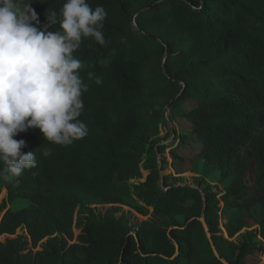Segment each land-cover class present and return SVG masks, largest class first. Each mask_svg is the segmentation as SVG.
<instances>
[{
	"label": "trees",
	"instance_id": "16d2710c",
	"mask_svg": "<svg viewBox=\"0 0 264 264\" xmlns=\"http://www.w3.org/2000/svg\"><path fill=\"white\" fill-rule=\"evenodd\" d=\"M19 2L31 5L38 27L55 11L57 24L49 31H61L66 0ZM86 2L107 12L106 44L84 37L73 53L83 62L79 72L88 85L78 119L89 132L70 145L47 141L39 129L14 137L26 141L23 153L36 151L37 167L0 178V199L8 192L0 204V236L23 227L28 233L0 241V264H249L253 257L259 263L258 256H264V0ZM168 105L169 120L188 129L173 127V143L161 144L157 136ZM45 148L51 149L48 157ZM199 158L203 178L225 184L224 191L205 181L204 186L181 184L165 173L188 163L195 171ZM144 170L143 182L131 184ZM107 204L113 206L103 213L93 207ZM116 205L152 215L142 222L139 239ZM77 209L85 215L76 238ZM251 221L258 227L251 228ZM44 239L40 250L30 248Z\"/></svg>",
	"mask_w": 264,
	"mask_h": 264
},
{
	"label": "clouds",
	"instance_id": "9594fccd",
	"mask_svg": "<svg viewBox=\"0 0 264 264\" xmlns=\"http://www.w3.org/2000/svg\"><path fill=\"white\" fill-rule=\"evenodd\" d=\"M106 16L103 6L93 9L86 0H66L60 10L61 31L53 32L49 28L57 24L55 11L38 27L41 22L30 4L0 0V161L5 165L0 178L9 180L37 167L36 151L23 153L26 141L14 139L19 133L39 129L47 141L59 145L88 135L87 125L78 119L88 85L79 72L83 62L73 53L84 37L106 44ZM95 83L101 84V78ZM42 154L50 156L51 149Z\"/></svg>",
	"mask_w": 264,
	"mask_h": 264
},
{
	"label": "rangeland",
	"instance_id": "374dc122",
	"mask_svg": "<svg viewBox=\"0 0 264 264\" xmlns=\"http://www.w3.org/2000/svg\"><path fill=\"white\" fill-rule=\"evenodd\" d=\"M169 109L167 110L165 108V110L163 111L162 114V121L160 124V134L157 136V138L160 140L161 144H172L174 141V134H173V127H175L177 129V131H183L188 129V126L186 124H182V122L180 121H170L169 120ZM189 145V150H191V143L187 144ZM166 156L171 160V154L169 149L166 151ZM187 166V167H186ZM186 167V168H185ZM204 167V161L201 162L200 165L195 166V171L191 170V164H186L183 166L179 167H172L170 166L165 173H172L174 176L179 177L178 179V183L181 184H190V185H200L202 184L203 186L205 185V183H203V181H205L206 183H210L211 187L214 190H220V191H224L226 189V185L225 184H220V183H211L208 179H204L203 175H202V170ZM143 178H136V179H132L130 181L131 184H138L143 182V180L146 178V176L148 175L147 171H143ZM204 179V180H203ZM4 190V189H3ZM6 192V191H5ZM8 192L5 194V196L0 199V204L2 203V201L7 197ZM221 207H223V202L220 203ZM113 205L111 204H107V205H93L94 209L96 210L97 213H103L106 211L107 208L111 207ZM118 207L121 208V210L118 212V215L122 214V212L125 211V213L127 214L128 218H129V224L131 227V231L132 233L136 236L137 239H139L141 232H142V222L146 219H149L152 217V215H148V216H144L140 213H138L136 210L132 209L129 206L126 205H116ZM253 214L257 217L259 215V208H255L253 210ZM84 212L82 211V209H77L75 212V223H74V232H75V236L77 238V236L81 233V227L78 225V221H80L83 217H84ZM219 220H220V224L222 226V228H224V223L226 222V217L223 213V211L221 210L219 212ZM251 223L253 224V227L251 228H257L258 225L254 224L252 221ZM250 228V229H251ZM247 229H245L244 231H246ZM224 234L226 233L225 230L223 229ZM17 235H28L27 230L25 227L23 228H19L17 230V233L15 235H9V234H5L0 236V241H5L7 238H12L15 237ZM47 239H44L43 241H41V243L39 244V246L37 248H33L32 244H30V248H32L34 251L40 250L42 248V244L46 242ZM76 241V240H75ZM75 241H70V243H73ZM259 259V263H257L258 261L256 260L257 257H253L252 259L249 260V264H264V256L259 255L258 256Z\"/></svg>",
	"mask_w": 264,
	"mask_h": 264
},
{
	"label": "water",
	"instance_id": "95a60500",
	"mask_svg": "<svg viewBox=\"0 0 264 264\" xmlns=\"http://www.w3.org/2000/svg\"><path fill=\"white\" fill-rule=\"evenodd\" d=\"M169 107H170V105H168V106L166 107V109L168 110ZM201 220H202L203 225H204V227H205V229H206V231H207V234H208V236H209V238H210L211 245H212L214 251L217 253L216 247H215V245H214V243H213V240L211 239V234L209 233V230H208V227H207V225H206V222H205L204 217H202ZM225 236H226V237H229V236H228V232H227V230H226Z\"/></svg>",
	"mask_w": 264,
	"mask_h": 264
},
{
	"label": "crops",
	"instance_id": "0c3cea01",
	"mask_svg": "<svg viewBox=\"0 0 264 264\" xmlns=\"http://www.w3.org/2000/svg\"><path fill=\"white\" fill-rule=\"evenodd\" d=\"M202 161H203V159H201V158L197 159L195 162V166L200 165Z\"/></svg>",
	"mask_w": 264,
	"mask_h": 264
}]
</instances>
